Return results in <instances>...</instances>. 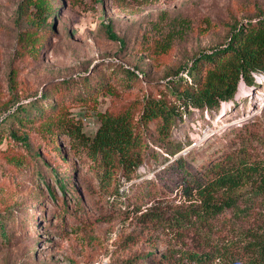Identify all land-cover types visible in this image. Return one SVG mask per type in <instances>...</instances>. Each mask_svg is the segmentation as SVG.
<instances>
[{
    "label": "rangeland",
    "instance_id": "374dc122",
    "mask_svg": "<svg viewBox=\"0 0 264 264\" xmlns=\"http://www.w3.org/2000/svg\"><path fill=\"white\" fill-rule=\"evenodd\" d=\"M49 1L56 15L45 31L31 23L27 0H0V216L10 225L0 264H149L143 259L150 255L151 264L162 256L164 264H264V200L256 184L202 196L183 187L169 154L183 148L192 171L230 154L264 160V80L260 88L242 83L237 102L220 110L183 111L164 146L151 124L139 178L121 177L113 195L68 138L58 133L54 153L42 119L20 125L12 118L52 85L92 73L109 88L86 103L56 94L65 112L54 115L56 123L67 117L93 136L100 113L139 117L146 96L174 105L164 84L195 57L224 47L237 25L264 17V0ZM29 33L47 37L37 55L25 41ZM117 65L139 66L147 79L128 90L113 73ZM12 127L29 146L10 137ZM52 170L68 179L67 193Z\"/></svg>",
    "mask_w": 264,
    "mask_h": 264
},
{
    "label": "trees",
    "instance_id": "16d2710c",
    "mask_svg": "<svg viewBox=\"0 0 264 264\" xmlns=\"http://www.w3.org/2000/svg\"><path fill=\"white\" fill-rule=\"evenodd\" d=\"M27 1L29 7L35 10L31 23L43 26L42 30H52L53 27L48 25L47 20L51 15H56L54 3L49 0ZM46 38L45 34L29 33L25 41L28 47L30 46V53L39 54ZM116 67L118 68L112 67L113 73H116L122 83L128 85L126 86L128 90H132V86L147 79V72L139 66L129 68L117 65ZM181 73L182 76L178 72L176 78L164 84L165 94L174 98V105L162 98L146 96L139 117H135L129 111L100 113V124L93 136L88 135L80 123L67 117L58 118L59 121L56 123L54 115L59 111L60 114L65 112L59 110L60 102L53 99H56L55 95L58 94L63 100H66L67 96L84 103L92 100L101 91L109 88L108 85L103 84L104 80H96L97 75L94 73L62 80L52 85L48 93L24 108H19L13 114V123L24 125L27 121L42 119L45 123L42 127V135L48 139L47 143L51 145L54 153L58 151L57 135L68 138L71 150L82 154L85 162H89V168L93 170L94 178L100 182L101 187L109 194H119L121 177H124L127 183L139 178L137 171L145 163L150 152L146 135L151 124L156 126V136L161 141L159 145L164 146L163 140L169 138L179 114L183 111L220 110L223 103L237 102L242 83L249 88L261 87L254 75H264V17L237 25L224 47L195 57L191 65L184 67ZM47 99L48 102L45 101ZM10 137L29 146L28 138H20L14 127L10 130ZM45 147L48 149V146ZM59 149L61 152V147ZM182 150L183 148L179 147L176 152L169 153L172 158L174 157L170 170L180 173L181 184L189 191L196 190L202 196H210L219 189H236L245 183H254L256 195L264 200V160L252 162L241 155L230 154L210 163L209 166L192 171L187 167V159L185 154L181 153ZM41 153L36 152L34 155L38 158ZM19 162V165L26 166L23 162ZM52 173L54 174L52 179L54 177L63 192L67 193L70 188L68 179L61 177L56 170H52ZM113 181L116 185L119 183L115 190L111 189ZM208 205L213 204L210 202ZM226 205L236 204L229 201ZM219 206L225 207V204ZM9 226L8 221L0 216L1 240L10 241ZM150 256L143 259V262L155 263L156 258L148 259ZM161 258L163 261L158 264L169 263L166 256Z\"/></svg>",
    "mask_w": 264,
    "mask_h": 264
},
{
    "label": "built area",
    "instance_id": "2783aa9c",
    "mask_svg": "<svg viewBox=\"0 0 264 264\" xmlns=\"http://www.w3.org/2000/svg\"><path fill=\"white\" fill-rule=\"evenodd\" d=\"M254 76H255V78H256V80H257L258 83H260V81H263L264 80V75L263 74H256Z\"/></svg>",
    "mask_w": 264,
    "mask_h": 264
},
{
    "label": "bare ground",
    "instance_id": "6f19581e",
    "mask_svg": "<svg viewBox=\"0 0 264 264\" xmlns=\"http://www.w3.org/2000/svg\"><path fill=\"white\" fill-rule=\"evenodd\" d=\"M246 92V91H245Z\"/></svg>",
    "mask_w": 264,
    "mask_h": 264
}]
</instances>
